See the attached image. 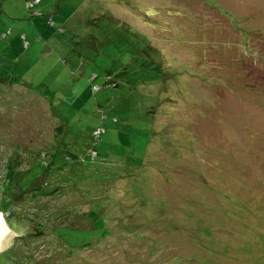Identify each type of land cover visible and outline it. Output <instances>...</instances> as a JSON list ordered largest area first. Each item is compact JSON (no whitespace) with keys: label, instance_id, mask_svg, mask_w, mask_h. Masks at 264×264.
<instances>
[{"label":"rangeland","instance_id":"rangeland-1","mask_svg":"<svg viewBox=\"0 0 264 264\" xmlns=\"http://www.w3.org/2000/svg\"><path fill=\"white\" fill-rule=\"evenodd\" d=\"M5 31L0 264H264V0H0Z\"/></svg>","mask_w":264,"mask_h":264},{"label":"trees","instance_id":"trees-1","mask_svg":"<svg viewBox=\"0 0 264 264\" xmlns=\"http://www.w3.org/2000/svg\"><path fill=\"white\" fill-rule=\"evenodd\" d=\"M31 15H32V12H31ZM101 18H105L103 15H101V16H96V17H94V18H89V19H87V18H85V23L86 24H89V23H91V22H93V21H99ZM105 20H106V22L107 23H109V22H111V21H109V20H107L106 18H105ZM51 20L50 19H48V22H50ZM113 24H114V22H112ZM80 28H77V30H79ZM10 33V31H5V32H3L2 34H0V37L2 38V39H5L6 37H7V35ZM21 39H22V41H23V46L24 47H27L28 45H29V42L26 40V36L24 35V34H21ZM56 41V40H55ZM57 44H59V42L57 43ZM2 48V47H1ZM3 51H6V49L3 47ZM1 59V58H0ZM5 74V76H6V73H4ZM3 90H4V88H3ZM3 106V105H2ZM1 107V106H0ZM58 127H60V126H58ZM60 129H61V127H60ZM56 131H55V133H58V130L57 129H55ZM102 128L99 126V127H97V128H95L94 130H93V138H94V141H96V142H98V141H100L101 140V137H100V135H101V133H102ZM97 151L94 149V148H91V149H89L87 152H86V156H87V158H89L91 161L93 160V159H91V154L93 153V154H95ZM32 153H34V151H32ZM44 153V152H43ZM45 154V153H44ZM69 155H71V156H73V157H75V154H68V156ZM77 156V155H76ZM96 157V156H95ZM69 158V157H68ZM87 160V159H86ZM81 161H84V159H82ZM50 167V166H49ZM34 169V172H33V174H32V178L29 180V179H27V178H25L24 179V181L23 180H20L19 181V177L17 178V185L19 186V188H20V190L21 191H24L25 189H27L28 187H29V185L31 184V183H33V182H35V181H33L34 179L36 180L37 178H39V175L40 174H42L43 172H42V169L40 168V167H34L33 168ZM30 170V169H29ZM36 170V171H35ZM26 171H28V170H26ZM25 171V172H26ZM38 171V172H37ZM38 193H43L44 191H47V189H46V184H45V181L43 180L38 186H34L33 187Z\"/></svg>","mask_w":264,"mask_h":264},{"label":"water","instance_id":"water-1","mask_svg":"<svg viewBox=\"0 0 264 264\" xmlns=\"http://www.w3.org/2000/svg\"><path fill=\"white\" fill-rule=\"evenodd\" d=\"M14 236L16 235L7 228L2 216H0V252L7 247L6 244Z\"/></svg>","mask_w":264,"mask_h":264},{"label":"bare ground","instance_id":"bare-ground-1","mask_svg":"<svg viewBox=\"0 0 264 264\" xmlns=\"http://www.w3.org/2000/svg\"><path fill=\"white\" fill-rule=\"evenodd\" d=\"M3 221H4V219H3ZM4 223H5V221H4ZM5 225H6V223H5ZM8 228V227H7ZM9 229V228H8Z\"/></svg>","mask_w":264,"mask_h":264},{"label":"clouds","instance_id":"clouds-1","mask_svg":"<svg viewBox=\"0 0 264 264\" xmlns=\"http://www.w3.org/2000/svg\"><path fill=\"white\" fill-rule=\"evenodd\" d=\"M11 231V230H10Z\"/></svg>","mask_w":264,"mask_h":264}]
</instances>
